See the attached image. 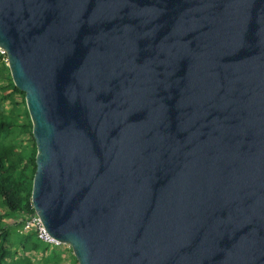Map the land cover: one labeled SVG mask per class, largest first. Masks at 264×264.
Instances as JSON below:
<instances>
[{"label":"water","instance_id":"1","mask_svg":"<svg viewBox=\"0 0 264 264\" xmlns=\"http://www.w3.org/2000/svg\"><path fill=\"white\" fill-rule=\"evenodd\" d=\"M0 49L77 264H264V0H0Z\"/></svg>","mask_w":264,"mask_h":264},{"label":"trees","instance_id":"2","mask_svg":"<svg viewBox=\"0 0 264 264\" xmlns=\"http://www.w3.org/2000/svg\"><path fill=\"white\" fill-rule=\"evenodd\" d=\"M5 58V55L0 54V76L9 75L4 81L5 84L0 83V264H29V254L38 252L41 256L49 253L51 259L56 260L58 257L56 256L58 253L55 252L56 245L43 243L34 232L19 234L14 231L12 232L15 234V239L11 243L10 228L2 224L3 220L13 215H19L22 221L35 216L30 197L36 169V148L24 94L13 85ZM14 94L22 96L20 102H13ZM10 103L13 105L8 109L7 104ZM20 104L23 106V111L17 113ZM29 141L33 146L32 151H28ZM17 225L21 229V224L17 223ZM63 246L71 252L69 247ZM18 252L21 254L19 259L24 263L15 260ZM71 256L73 262L67 264H77L74 256Z\"/></svg>","mask_w":264,"mask_h":264},{"label":"rangeland","instance_id":"3","mask_svg":"<svg viewBox=\"0 0 264 264\" xmlns=\"http://www.w3.org/2000/svg\"><path fill=\"white\" fill-rule=\"evenodd\" d=\"M8 77H9V75H7V74H6V77L4 75H2V77L0 76V83L5 84L4 81ZM13 96H14L13 102H20L21 101L22 96L20 94H14ZM11 105H13V103L7 104L8 109L11 108ZM20 111H23V106L21 104L17 107V113H19ZM26 138H27V136H26ZM27 144L29 146L28 151H32L33 146L31 145V142L29 141V143H27ZM21 221L22 220H21V217L19 215H13L12 217L2 221V224L4 226H7L10 228V231H11L10 242L11 243L15 239V234L12 231H14L15 233H19V234L22 233L21 229H19L18 225H17V223L21 224L22 223ZM29 233H31V232H29ZM9 247H10V243H9ZM55 252L58 253V255L56 254V256H58V257H56V260H52L49 253L46 256H41L40 252L34 253V254H29L30 259H29L28 263L29 264H67L70 261L73 262L72 256H71L72 252L64 249V246L62 247L61 244L60 245L58 244V246L56 245ZM20 257H21V254H20V252H18L16 257H15V260H17L18 262H21L22 259H19ZM22 262L24 263V261H22Z\"/></svg>","mask_w":264,"mask_h":264},{"label":"built area","instance_id":"4","mask_svg":"<svg viewBox=\"0 0 264 264\" xmlns=\"http://www.w3.org/2000/svg\"><path fill=\"white\" fill-rule=\"evenodd\" d=\"M0 54L5 55V53L0 49ZM6 62V58H5ZM21 231L22 233H29L34 232L37 234L40 241H42L45 244H54L58 245L57 242H55L52 238L48 236V234L45 232L44 228L42 227L39 219L36 216H32L30 218H27L25 221H21Z\"/></svg>","mask_w":264,"mask_h":264},{"label":"clouds","instance_id":"5","mask_svg":"<svg viewBox=\"0 0 264 264\" xmlns=\"http://www.w3.org/2000/svg\"><path fill=\"white\" fill-rule=\"evenodd\" d=\"M60 245V244H59Z\"/></svg>","mask_w":264,"mask_h":264}]
</instances>
